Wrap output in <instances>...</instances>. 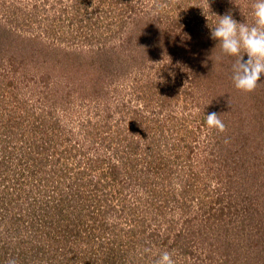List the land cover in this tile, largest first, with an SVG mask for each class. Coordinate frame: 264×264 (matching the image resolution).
Segmentation results:
<instances>
[{
	"label": "rangeland",
	"instance_id": "374dc122",
	"mask_svg": "<svg viewBox=\"0 0 264 264\" xmlns=\"http://www.w3.org/2000/svg\"><path fill=\"white\" fill-rule=\"evenodd\" d=\"M158 2L0 0V264H264V77L210 37L255 0Z\"/></svg>",
	"mask_w": 264,
	"mask_h": 264
},
{
	"label": "clouds",
	"instance_id": "9594fccd",
	"mask_svg": "<svg viewBox=\"0 0 264 264\" xmlns=\"http://www.w3.org/2000/svg\"><path fill=\"white\" fill-rule=\"evenodd\" d=\"M156 7H162L154 0ZM208 3V0H207ZM252 23H238L231 14L217 16L218 22L210 29V37L217 42L222 54L237 57L232 65V82L234 88L244 94L253 92L261 77H264V0H255L252 5ZM247 56V60L243 57ZM220 114L211 112L206 116L208 129L220 133L225 131V124ZM147 251V250H146ZM8 264H15L9 260ZM154 264H176L173 254L164 251Z\"/></svg>",
	"mask_w": 264,
	"mask_h": 264
}]
</instances>
